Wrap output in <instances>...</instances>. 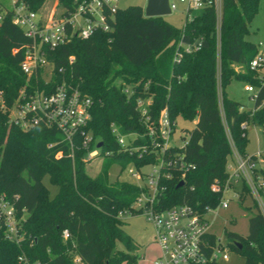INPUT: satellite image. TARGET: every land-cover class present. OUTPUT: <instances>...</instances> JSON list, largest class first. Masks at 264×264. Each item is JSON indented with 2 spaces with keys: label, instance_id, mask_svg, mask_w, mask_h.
<instances>
[{
  "label": "trees",
  "instance_id": "obj_1",
  "mask_svg": "<svg viewBox=\"0 0 264 264\" xmlns=\"http://www.w3.org/2000/svg\"><path fill=\"white\" fill-rule=\"evenodd\" d=\"M24 1L37 10L45 0ZM58 2L72 8L73 0ZM258 5L259 0H221L218 24L211 5L182 28L170 25L162 16L146 17L141 6L131 5L115 13L111 32L97 31L87 39L75 37L48 53L53 79L72 82L91 97L87 129L103 142L102 152L112 151V158H123L136 166L152 160L122 154L110 131L114 122L123 133L145 132L136 105L139 97L150 98L147 111L152 118L166 106L172 120H195L186 146L179 149L195 168L185 173L178 188V172L162 179L161 208L188 204L203 211L218 205L222 194L210 187L213 183L223 187L231 153L222 114L240 154L247 153L248 125L260 126L264 135V86L258 79L260 70L249 67L258 47L245 38ZM27 42L7 14L0 26V93L6 104L26 81L19 64ZM179 42H199L200 46L183 52L175 61ZM14 48L18 52L13 53ZM231 80L258 87L253 109H241L240 102L228 97L225 88ZM127 85L133 89L130 96L123 92ZM58 152L59 158L55 156ZM85 152L78 136L70 148L55 128L20 129L8 123L0 108V195L7 199L17 196V208L25 210L17 242L9 240L0 228V264H16L20 254L43 264H76L75 256L82 264H131L141 258L130 252L134 245L122 229L124 218L119 216L124 210L131 216L140 213L131 204L141 189L127 181H108L107 168L95 177L88 175ZM261 172L264 175V168ZM45 177L58 187L54 196L43 183ZM246 197L247 188L242 185L241 204ZM245 209L253 210L247 232L226 231L227 246L242 264H264V216L255 204ZM64 229L69 233L66 239L62 237ZM117 242L125 249L117 248Z\"/></svg>",
  "mask_w": 264,
  "mask_h": 264
},
{
  "label": "built area",
  "instance_id": "obj_2",
  "mask_svg": "<svg viewBox=\"0 0 264 264\" xmlns=\"http://www.w3.org/2000/svg\"><path fill=\"white\" fill-rule=\"evenodd\" d=\"M119 2L120 0H73L72 8L50 9L43 15L37 10L30 9L24 0H8L9 7L0 0V26L5 16L9 14L11 23L20 28L28 40L22 46L23 57L19 64L26 81L18 89L10 104L3 101L0 93V108L6 114L8 123L20 129L28 130L36 126L55 128L70 148L74 147L78 136L80 146L86 150L83 156L85 163L96 156L111 158L113 153L102 152L103 142L87 129L91 117V97L72 82L64 79L55 81L54 67L47 56L49 51L75 37L87 39L97 31L111 32L114 15L120 9ZM168 4L170 12L179 10V6H182L181 12L185 14L184 24L193 18L192 10L212 5L215 8L217 24L219 23L221 0H168ZM199 46V42L194 44L179 42L174 60L178 61L183 52L195 51ZM18 50L14 48L12 52L16 53ZM263 52L258 49L249 64L251 70H260L258 79L262 86H264V73L261 72L264 63ZM244 90L252 93L251 100L254 102L258 87L246 83ZM123 92L130 96L133 89L127 85L124 86ZM217 94L221 105L219 81ZM150 101L149 97H139L136 102L145 132L123 133L114 122L110 124V131L122 154H135L139 159L143 157L152 159L140 166L129 162L134 167L128 169L130 176L141 181L134 183L141 191L131 206L142 212L145 220L152 226L155 243L158 246L159 252L152 264L226 262L230 258L226 234L224 233L222 238L214 230V216L218 209L228 208L232 199L240 202L242 185L246 186L247 196L252 204H255L264 216V175L261 172L264 168L261 165L264 162L263 151L257 149L253 153L240 154L233 144L221 113L231 153L226 164L228 177L223 187L218 183H213L210 187L212 191H220L222 194L218 205L215 208L205 207L203 211L196 210L188 204L161 208L159 198L164 190L162 179L171 178L178 172L180 181H183L185 173L194 169L195 165L185 161L183 153L179 151L186 146L189 134L180 137L181 141L178 144L174 137L176 121L170 118L167 107L164 106L158 115L152 118L147 111ZM241 109H245L243 105ZM242 127H245V124H242ZM136 141L140 143L135 144ZM99 142H102L100 147L97 146ZM51 146L52 144H48V147ZM55 156L61 157V152ZM145 167L150 169L143 170ZM229 192L231 196H228ZM16 198L17 196L7 199L0 195V228H3L9 240L15 242L22 236V225L25 220V210L17 208ZM127 215H131L128 210L119 213L122 218ZM68 236V231L64 229L62 237L66 239ZM74 262L82 264L79 256H75ZM16 264L43 263L20 254Z\"/></svg>",
  "mask_w": 264,
  "mask_h": 264
},
{
  "label": "rangeland",
  "instance_id": "obj_3",
  "mask_svg": "<svg viewBox=\"0 0 264 264\" xmlns=\"http://www.w3.org/2000/svg\"><path fill=\"white\" fill-rule=\"evenodd\" d=\"M2 2L6 7L10 6L8 4V0H2ZM146 2L147 0H120L119 6L120 9H123L131 5H138L141 6L144 11ZM60 8L61 6L58 0H45L37 11L45 15L50 9L58 10ZM181 10L182 6L180 5L179 10L163 15L162 18L170 25L176 28H182L185 22V14L182 13ZM201 12L202 9H194L191 14L194 16L200 14ZM245 38L255 43L258 49L264 51V0H259L258 11L249 23V34H247ZM262 56L264 60V52ZM236 69L240 70L241 67L237 66ZM48 70H50V68ZM261 72L264 73V63ZM245 84V82L239 80H231L225 90L228 97L237 100L246 109H249L254 103L251 100L252 93L244 90ZM175 121L176 128L174 137L176 142L179 144L181 141L180 137H185L188 130H191L195 126V120H187L182 117H178ZM247 135L248 143L246 150L253 153L257 149H260L264 154V135L261 127L258 125H248ZM133 167L134 166L132 164L123 158H110L104 156H96L89 162L85 163V171L92 177L97 176L104 168H107V177L110 182L119 180L131 183H140L141 181L134 179L128 173V169ZM149 169L150 168L147 167L143 168V170ZM43 183L48 188L50 196H54L58 187L56 185H51L48 182L47 177L43 179ZM228 196H231L230 192L228 193ZM239 203L240 202L236 199H232L228 208L218 209L216 211V215L214 216V230L221 235L222 238H224V233L226 231H235L240 234H246L247 232L248 218L253 213V210L250 211L245 208L251 206L252 202L247 196L242 204ZM124 220L125 223L122 225V229L124 233L131 238L132 244L134 245L130 252L140 256L146 247V256L150 259H154L159 252L158 246L155 243L153 228L145 220L143 213L141 212L133 216L127 215L124 217ZM117 248L124 250L125 246L122 242H117ZM229 254V260L221 262V264H242V259L235 253L230 251ZM138 264H143V262L139 261Z\"/></svg>",
  "mask_w": 264,
  "mask_h": 264
},
{
  "label": "water",
  "instance_id": "obj_4",
  "mask_svg": "<svg viewBox=\"0 0 264 264\" xmlns=\"http://www.w3.org/2000/svg\"><path fill=\"white\" fill-rule=\"evenodd\" d=\"M170 13V8L168 4V0H147L146 6L144 8V15L146 17H156L163 16ZM98 147L102 146V142L97 144ZM183 185V181H179L176 184V188ZM236 245L240 247V244Z\"/></svg>",
  "mask_w": 264,
  "mask_h": 264
},
{
  "label": "crops",
  "instance_id": "obj_5",
  "mask_svg": "<svg viewBox=\"0 0 264 264\" xmlns=\"http://www.w3.org/2000/svg\"><path fill=\"white\" fill-rule=\"evenodd\" d=\"M226 93H227V92H226ZM253 107H254V104H253V106H252L251 108H249V109H253ZM244 108H245V107H244ZM245 109H246V108H245ZM249 109H246V110H249ZM247 153H251V152H249V151L247 150ZM261 165L264 167V162H262ZM146 251H147V248L145 247V248H144V251L141 253V258L138 259L137 262L134 263V264H138L139 261L143 262V264H144V263H145V264H152V262H153L154 259H150L149 257H147V256H146ZM158 251H159V250H158Z\"/></svg>",
  "mask_w": 264,
  "mask_h": 264
}]
</instances>
